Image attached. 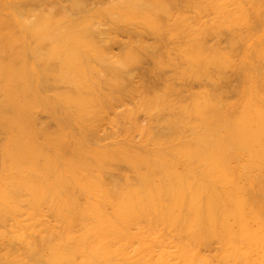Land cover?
<instances>
[{"label":"bare ground","instance_id":"bare-ground-1","mask_svg":"<svg viewBox=\"0 0 264 264\" xmlns=\"http://www.w3.org/2000/svg\"><path fill=\"white\" fill-rule=\"evenodd\" d=\"M187 2L195 20L210 9L206 22L230 26L227 47L182 53L188 66L179 72L198 80L193 90L166 78L164 89L145 85L136 99L113 93L103 122L109 90L88 82L81 40L66 55L81 64L75 93H48L52 50L34 47L45 64L13 71L30 79L1 88L0 264H264V0ZM151 3L109 1L95 14L154 27L142 8L164 7ZM51 8L26 16L15 3L7 20L30 24L38 44L64 46L70 34L50 26ZM98 56L110 66L109 89L127 90L122 66L133 57Z\"/></svg>","mask_w":264,"mask_h":264},{"label":"rangeland","instance_id":"rangeland-1","mask_svg":"<svg viewBox=\"0 0 264 264\" xmlns=\"http://www.w3.org/2000/svg\"><path fill=\"white\" fill-rule=\"evenodd\" d=\"M55 1L48 0V4L45 5L34 0H18V2L0 0V16L4 19L0 20V97L2 96L1 88L12 86L19 81L14 76V70H20L21 67H25L26 70L38 69L45 64V61L34 58V47H38L40 52L53 51V54L48 57V75L46 76L48 93L52 94L54 91L60 90L75 93L77 87L83 84L84 77L79 73L81 64L70 60L68 62L66 55H68L69 49H76L82 41L86 47L88 82L95 89L101 87L105 92L109 90L110 103L108 104L110 107L106 106V109L101 111L98 116L105 122L109 117V111H111V101H113L111 95L113 93L121 97L122 101L132 100L133 97L136 99V95L142 92L145 85H150L151 89L158 91L164 89L166 78L172 84L188 91L193 90L199 86L198 80L190 74L179 72V69L188 66L182 53L192 54L197 50L207 53L210 51V47L228 46L225 38L229 36L230 26L206 22L209 17L207 12L210 9H204L199 19L195 20L196 12L192 10L187 0H147L148 3L152 2L151 4L161 3L164 7V11L156 10L153 6L146 7V3L142 8L150 16L156 18L154 27L146 25L140 17L133 15L113 22L105 14H95L97 7L106 5L109 1L120 0H82L79 4H74L71 0H59L55 5L57 8H51ZM15 3L23 9L26 16L33 10L51 8L56 18L53 19L54 22L50 26L53 29L67 30L71 39H67L64 46L58 40L50 38L44 39L38 44L30 31L26 29V27L30 28V24L23 27L14 21L7 20L11 6ZM128 5H124L122 8L129 10ZM178 12L184 16L182 21L175 18ZM85 15L89 17L87 21L83 19ZM196 39L204 43L199 46V49L195 47ZM114 53L129 54L133 57L122 66V73L129 78L128 89L119 92H112L109 89L110 66L107 61L98 56L109 59L110 55ZM5 66L10 67V72L13 75L2 72ZM65 70L70 73L63 76L62 73ZM206 70L213 72V65L209 64ZM231 78L233 85L238 84L239 80L236 77L232 76ZM29 79L30 77L26 75L24 80L19 82L27 83ZM229 94L235 98L232 92ZM39 117L41 120H48V125L52 126V118L45 112L40 111ZM139 117H143V113L140 112ZM101 133L102 130L98 132L100 136ZM4 138V133L0 131V142ZM107 140L108 138L103 141Z\"/></svg>","mask_w":264,"mask_h":264}]
</instances>
